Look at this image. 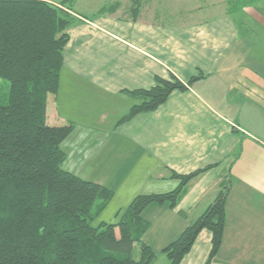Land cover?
<instances>
[{
    "label": "crops",
    "instance_id": "0c3cea01",
    "mask_svg": "<svg viewBox=\"0 0 264 264\" xmlns=\"http://www.w3.org/2000/svg\"><path fill=\"white\" fill-rule=\"evenodd\" d=\"M93 1L63 7L77 22L67 31L59 89L46 110L47 125L73 127L61 143L62 168L111 189L103 211L115 203L116 214L138 195L173 191L179 184L173 174L210 166L174 208L143 210L149 228L142 241L155 252L152 264H169L162 249L224 185L223 236L211 264H264V13L248 12L264 3L168 25L158 9L149 13L150 0ZM114 5V12L96 14ZM199 75L154 111L117 125L136 103L128 92L149 89L157 77L186 83ZM210 250L211 233L203 230L180 264H204Z\"/></svg>",
    "mask_w": 264,
    "mask_h": 264
},
{
    "label": "trees",
    "instance_id": "16d2710c",
    "mask_svg": "<svg viewBox=\"0 0 264 264\" xmlns=\"http://www.w3.org/2000/svg\"><path fill=\"white\" fill-rule=\"evenodd\" d=\"M46 0H0V80L8 81L0 102V264H152L155 252L143 243L149 223L141 216L150 204L174 208L185 186L210 168L173 174L178 186L163 194H142L116 212L114 222L94 224L113 199L111 189L62 168L61 143L72 125L46 123L47 98L59 89L68 29L77 22L63 7ZM252 0H227L234 14ZM241 5V6H240ZM134 2L131 14L139 12ZM101 8L96 14L114 12ZM176 77H157L147 90L128 92L136 100L117 125L154 111L174 91ZM224 185L213 203L162 249L169 264H180L201 231L211 233V264L220 249L225 223Z\"/></svg>",
    "mask_w": 264,
    "mask_h": 264
},
{
    "label": "rangeland",
    "instance_id": "374dc122",
    "mask_svg": "<svg viewBox=\"0 0 264 264\" xmlns=\"http://www.w3.org/2000/svg\"><path fill=\"white\" fill-rule=\"evenodd\" d=\"M125 6L129 4L128 0H121ZM91 2H94L91 0ZM227 0H150L146 7H149V13L153 12L155 9L159 10L162 14V20L164 24H178L186 23L187 20L202 18L207 16L209 10H213L216 13H225L228 7L225 6ZM264 1L262 0V4ZM127 4V5H126ZM147 4V3H146ZM145 7V8H146ZM262 11L264 7L259 6L255 8H249L248 12L250 15H255V13ZM199 12V17L195 15ZM238 13L235 12L234 15ZM191 16V17H190ZM8 93V81L0 80V102L5 104L7 101ZM115 203L109 207V209L103 211L100 216L95 220L94 224L97 225L99 222L104 221L107 223L114 222V214L116 209H114Z\"/></svg>",
    "mask_w": 264,
    "mask_h": 264
}]
</instances>
